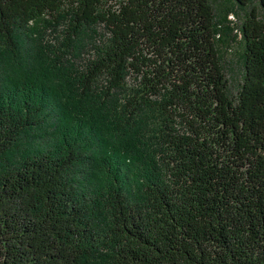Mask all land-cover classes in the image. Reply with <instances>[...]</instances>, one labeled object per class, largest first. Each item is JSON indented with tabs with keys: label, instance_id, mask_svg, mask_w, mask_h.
<instances>
[{
	"label": "trees",
	"instance_id": "1",
	"mask_svg": "<svg viewBox=\"0 0 264 264\" xmlns=\"http://www.w3.org/2000/svg\"><path fill=\"white\" fill-rule=\"evenodd\" d=\"M215 19L0 0V264H264V21L232 96Z\"/></svg>",
	"mask_w": 264,
	"mask_h": 264
},
{
	"label": "rangeland",
	"instance_id": "2",
	"mask_svg": "<svg viewBox=\"0 0 264 264\" xmlns=\"http://www.w3.org/2000/svg\"><path fill=\"white\" fill-rule=\"evenodd\" d=\"M210 2L215 9L217 45L228 80L229 93L236 96L244 77L243 24L253 9H257L260 19L264 21V7L260 0H251L247 7H240L234 0H210ZM49 39L54 41L53 36Z\"/></svg>",
	"mask_w": 264,
	"mask_h": 264
}]
</instances>
